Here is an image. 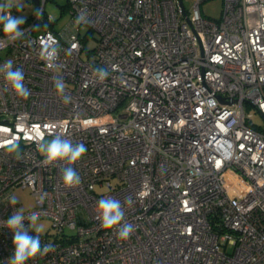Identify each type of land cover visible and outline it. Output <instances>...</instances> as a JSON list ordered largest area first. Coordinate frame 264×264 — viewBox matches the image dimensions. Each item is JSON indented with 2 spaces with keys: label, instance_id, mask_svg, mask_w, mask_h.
Masks as SVG:
<instances>
[{
  "label": "built area",
  "instance_id": "obj_1",
  "mask_svg": "<svg viewBox=\"0 0 264 264\" xmlns=\"http://www.w3.org/2000/svg\"><path fill=\"white\" fill-rule=\"evenodd\" d=\"M45 1L20 39L0 24V264L14 252L4 221L18 209L8 204L16 187L34 197L25 227L51 223L38 235L52 251L27 264H264V125L248 113L264 119V0H222L217 21L201 10L207 0L189 11L179 0H66L59 31ZM3 14L13 16L7 5ZM49 33L59 42L52 68L41 56ZM9 60L27 98L5 80ZM55 135L86 155L45 165L38 145ZM69 166L80 185L64 184ZM108 197L134 226L127 240L101 226Z\"/></svg>",
  "mask_w": 264,
  "mask_h": 264
},
{
  "label": "clouds",
  "instance_id": "obj_2",
  "mask_svg": "<svg viewBox=\"0 0 264 264\" xmlns=\"http://www.w3.org/2000/svg\"><path fill=\"white\" fill-rule=\"evenodd\" d=\"M6 5L0 4V24L3 25V32L11 39L15 41L20 39L24 33L21 30V26L25 24V17H13L10 14H3ZM35 16L40 18L43 16V9H37ZM81 22H87L84 13H81L76 19V24ZM59 42L50 33L47 39L43 42L42 59H44L49 68L55 67V61L58 58ZM5 69V80L8 82L10 89L14 94L20 98H27L30 95V91L24 84V73L21 69H13V62L7 61L3 65ZM97 75L101 79H106L108 72L103 68L95 69ZM56 91L63 96L64 102H69L70 97L65 94V84L62 77H57L54 80ZM38 150L44 155L45 159L43 163L45 165L52 164L56 161L66 160L69 165L77 162L83 158L88 149L83 143L73 144L70 139L64 138L61 135H55L47 143H40ZM8 151L17 153L16 158L19 159V145L17 143L11 144ZM225 157L231 155L228 148L224 151ZM62 179L66 186L75 187L81 184V176L73 167H64L62 169ZM18 203L16 197L9 196L8 204L15 207ZM125 213L123 211L121 202L115 198L108 197L102 198L98 201V218L101 221V226L104 229L117 228V235L119 238L127 240L130 238L134 231V226L130 223L121 222L124 220ZM24 216L22 210L16 208L15 212L4 221V227H7L9 231L13 233V245L14 252L9 258L7 264H27L31 259H34L38 255H45L52 251V244H45L41 246L40 236L38 233L42 232V227H36L29 229L25 227ZM35 232V236L30 235L29 232Z\"/></svg>",
  "mask_w": 264,
  "mask_h": 264
},
{
  "label": "rangeland",
  "instance_id": "obj_3",
  "mask_svg": "<svg viewBox=\"0 0 264 264\" xmlns=\"http://www.w3.org/2000/svg\"><path fill=\"white\" fill-rule=\"evenodd\" d=\"M195 0H182L184 9L189 11L193 6ZM7 7L11 9L13 17H25V20L33 15L36 10V4L32 0H3ZM201 10L207 17L218 19L221 15L222 0H207L201 4ZM44 11L53 20L51 26L52 30L59 31L69 20V12L66 7V0H46L44 3ZM96 42L91 39L87 43L88 48H93ZM248 113H251V123L257 125H264V119L256 111L255 108L249 107ZM107 187L99 188L98 192L107 191ZM13 195L16 197L18 203L17 207L22 212L30 209L34 205V197L31 195L29 189L16 187L13 190ZM31 228L42 227L41 234L51 232V223L49 219L42 218L31 222ZM231 251V247L228 248Z\"/></svg>",
  "mask_w": 264,
  "mask_h": 264
},
{
  "label": "water",
  "instance_id": "obj_4",
  "mask_svg": "<svg viewBox=\"0 0 264 264\" xmlns=\"http://www.w3.org/2000/svg\"><path fill=\"white\" fill-rule=\"evenodd\" d=\"M36 5L39 3V0H32ZM180 4L182 5V0H179Z\"/></svg>",
  "mask_w": 264,
  "mask_h": 264
},
{
  "label": "trees",
  "instance_id": "obj_5",
  "mask_svg": "<svg viewBox=\"0 0 264 264\" xmlns=\"http://www.w3.org/2000/svg\"><path fill=\"white\" fill-rule=\"evenodd\" d=\"M66 7H67V5H66ZM29 20H30V17H29L28 19L25 20V23H27ZM42 25H43V24H42Z\"/></svg>",
  "mask_w": 264,
  "mask_h": 264
},
{
  "label": "bare ground",
  "instance_id": "obj_6",
  "mask_svg": "<svg viewBox=\"0 0 264 264\" xmlns=\"http://www.w3.org/2000/svg\"><path fill=\"white\" fill-rule=\"evenodd\" d=\"M216 21L218 20V19H215Z\"/></svg>",
  "mask_w": 264,
  "mask_h": 264
}]
</instances>
